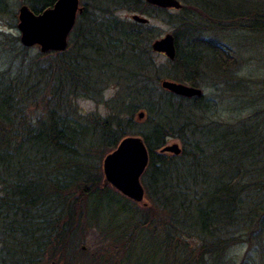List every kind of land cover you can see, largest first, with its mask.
<instances>
[{
	"label": "trees",
	"instance_id": "trees-1",
	"mask_svg": "<svg viewBox=\"0 0 264 264\" xmlns=\"http://www.w3.org/2000/svg\"><path fill=\"white\" fill-rule=\"evenodd\" d=\"M55 2L20 5L40 14ZM180 2L172 13L143 0H82L62 51L31 55L19 35L0 33V48L8 47L0 70V264H71L83 253V229L100 220L115 222L104 231L108 256L83 264H231L229 247L264 232L263 117L236 126L214 121L202 95L179 96L159 84L165 76L198 87L204 56L220 63L206 35L264 36V0ZM118 11L173 26L169 67L155 63L154 28ZM110 86L118 90L104 99ZM77 98L100 100L109 113L83 114ZM127 136L141 137L148 150L139 178L144 205L104 180L105 156ZM170 137L180 139L179 154L162 151Z\"/></svg>",
	"mask_w": 264,
	"mask_h": 264
},
{
	"label": "rangeland",
	"instance_id": "rangeland-1",
	"mask_svg": "<svg viewBox=\"0 0 264 264\" xmlns=\"http://www.w3.org/2000/svg\"><path fill=\"white\" fill-rule=\"evenodd\" d=\"M180 1V0H179ZM7 6L0 3V7L5 6L0 12V33L14 32L20 36L19 30L16 28L15 14L18 12L20 0H6ZM82 0H80V3ZM182 3V2H181ZM172 13H176L175 9H168ZM134 12L118 11V15L126 20H131L130 16ZM144 15V14H143ZM149 18V26L154 29L151 31L155 34L149 41L150 49L154 54V60L157 64H163L167 67L169 59L162 53H156L152 50V41L163 37L166 33H173V26L162 21L161 17ZM11 23H13L11 25ZM14 26V27H11ZM264 36L255 37L254 34L246 30H225L215 31L211 35H206L207 40L213 39L212 43L218 45L216 58L220 61V65L210 62V57L204 56L202 66H205V73L200 75L198 87L202 90L204 104L210 110V117L214 121L232 123L233 126L240 125L241 120H249V116H262L264 119ZM0 34V41L3 40ZM183 52L189 49L186 39L182 38L180 42ZM8 47L0 48V70L7 66L6 51ZM37 45L32 47L31 55L39 52ZM230 61L224 63L226 57ZM222 59V60H221ZM234 59L235 63H232ZM208 62L209 66H206ZM231 65L229 66V64ZM204 64V65H203ZM233 76L243 79L242 85L232 80ZM163 79L171 78L165 77ZM161 82V81H160ZM187 84V83H184ZM189 85V84H187ZM161 86V84H160ZM192 86V85H190ZM162 88V86H161ZM164 89V88H162ZM118 88L110 86L103 92L104 99L112 98ZM75 103L79 111L83 114L98 112L106 116L109 109L106 104L100 100L77 98ZM30 118H34L37 111L31 110ZM177 144L180 148L182 143L177 137L168 138L166 145ZM169 153V152H168ZM172 154V153H171ZM103 164V163H102ZM143 204V203H141ZM115 222H90L89 227L83 229L82 235L78 237V246L81 247L83 253L75 254L77 258H70L71 264H83L89 256L100 255L105 259L108 244L111 245V238L104 235V231L111 227ZM110 242V243H109ZM105 248V251L104 249ZM113 254V253H112ZM225 259L231 264H264V232L252 235L248 241H240L236 245L229 247L225 252ZM113 261L115 259L112 258ZM133 264V263H129Z\"/></svg>",
	"mask_w": 264,
	"mask_h": 264
},
{
	"label": "water",
	"instance_id": "water-1",
	"mask_svg": "<svg viewBox=\"0 0 264 264\" xmlns=\"http://www.w3.org/2000/svg\"><path fill=\"white\" fill-rule=\"evenodd\" d=\"M147 3L165 9L178 10L182 7L179 0H143ZM80 0H56L52 7L40 14H35L27 5L22 4L17 12V29L20 41L24 46H39L41 52L50 50L62 51L66 48L68 36L83 6ZM131 20L140 24H148L149 18L134 12ZM174 36L166 33L163 37L152 41L151 48L156 53L164 54L169 60L176 56ZM162 88L179 96L192 97L202 95L199 87L190 86L174 80H161ZM143 112L138 113L142 118ZM163 152L179 154L181 148L177 144L164 145ZM148 150L139 136H127L103 160L102 170L104 180L124 197L136 202H144V190L140 176L148 164Z\"/></svg>",
	"mask_w": 264,
	"mask_h": 264
}]
</instances>
